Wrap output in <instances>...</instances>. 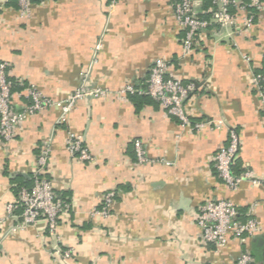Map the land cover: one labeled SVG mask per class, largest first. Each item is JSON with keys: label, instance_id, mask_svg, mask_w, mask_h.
I'll return each instance as SVG.
<instances>
[{"label": "crops", "instance_id": "0c3cea01", "mask_svg": "<svg viewBox=\"0 0 264 264\" xmlns=\"http://www.w3.org/2000/svg\"><path fill=\"white\" fill-rule=\"evenodd\" d=\"M180 0H33L22 15L17 0H0V63L13 82L33 84L62 102L87 73L90 87L114 93L127 84L142 88L152 64L162 59L169 76L195 90L184 103L200 132L181 128L146 96L77 103L58 124L54 106L24 120L12 141L0 140V264H235L247 252L264 264V113L252 79L264 72V0L249 11L248 28L211 25L183 57L184 31L174 16ZM194 13L209 19L208 0H191ZM13 91L11 106L27 101ZM217 127V128H216ZM237 131L240 150L234 172L251 171L261 184L243 182L236 191L218 177L214 158ZM80 135L92 162L66 151L67 132ZM51 155L46 177L57 200L69 205L50 237L44 222L15 229L5 207L31 173L44 141ZM141 141L149 165L136 162ZM115 193L107 217L92 215L100 199ZM207 200L232 202L240 221L250 216L257 234L223 248L203 244L195 225ZM72 249L66 261L53 249Z\"/></svg>", "mask_w": 264, "mask_h": 264}, {"label": "built area", "instance_id": "2783aa9c", "mask_svg": "<svg viewBox=\"0 0 264 264\" xmlns=\"http://www.w3.org/2000/svg\"><path fill=\"white\" fill-rule=\"evenodd\" d=\"M33 0H17L22 15H26L28 5ZM114 1V0H113ZM263 9V0H211V7L206 11L209 19L199 18L193 11L191 0H180L174 7V16L184 31L182 41L183 57L188 55L194 45V40L208 30L211 25L223 29L248 28L253 21V14L249 11L260 12ZM81 83L73 92L69 93L60 103H54L43 95L33 84L24 85L22 82H13L9 76L6 63H0V140L3 143L12 141L15 132L25 119L32 117L46 109L57 106L59 115L58 124L67 122L68 115L77 103L87 99L113 97L124 100L129 96H146L158 103L167 113L178 122L179 126L190 132H200L217 123L200 121L192 123L189 114L185 111L184 103L194 92L191 83H183L179 79L169 76V64L158 59L150 67L147 79L142 88L127 84L112 93L108 89L90 87L87 83V73L81 74ZM252 86L260 100L264 113V72L257 74L252 79ZM19 89V96H23L27 103L18 111L13 110L11 98L13 91ZM217 128V127H216ZM66 151L71 158L80 162H92L87 148L80 135L71 131L67 132L65 141ZM134 156L137 164L149 165L153 161L148 159L146 151L139 140L133 142ZM240 150L239 135L236 130H228L227 144L221 147L214 158V167L218 177L231 191H236L243 182L258 186L261 182L255 179L251 171L234 172V164ZM51 155L50 141H44L36 159L34 170L31 173V187H21L16 200L5 207L7 219L18 221L15 229L34 227L39 222H44L50 237L55 236L58 219L63 216L69 205L57 200L46 177L48 161ZM115 198L114 192H109L100 199L99 208L92 215L107 217L111 204ZM195 225L199 230L203 244H212L217 248L225 247L229 240L245 244L254 237L258 230L256 220L248 216L245 221H240V215L235 205L227 200H207L199 208L195 217ZM53 257L66 261L73 255L72 249H53ZM235 264H258L247 253H241Z\"/></svg>", "mask_w": 264, "mask_h": 264}, {"label": "trees", "instance_id": "16d2710c", "mask_svg": "<svg viewBox=\"0 0 264 264\" xmlns=\"http://www.w3.org/2000/svg\"><path fill=\"white\" fill-rule=\"evenodd\" d=\"M16 1V0H15ZM208 2H209V5L208 6H210L211 7V0H208ZM207 16L209 17V14H207ZM134 97H136V95H134V96H129L128 98L129 99H132V98H134ZM236 173V172H235ZM239 173H241V172H239ZM236 174H238V172L236 173ZM30 182L32 183V180H30ZM25 188H27V187H25ZM30 188V187H29Z\"/></svg>", "mask_w": 264, "mask_h": 264}]
</instances>
